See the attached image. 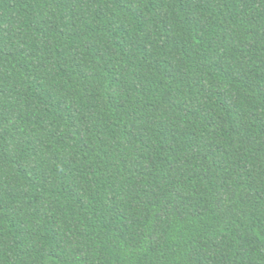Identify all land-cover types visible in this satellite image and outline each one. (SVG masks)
<instances>
[{"label": "trees", "instance_id": "16d2710c", "mask_svg": "<svg viewBox=\"0 0 264 264\" xmlns=\"http://www.w3.org/2000/svg\"><path fill=\"white\" fill-rule=\"evenodd\" d=\"M0 264H264V0H0Z\"/></svg>", "mask_w": 264, "mask_h": 264}]
</instances>
